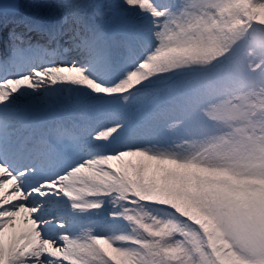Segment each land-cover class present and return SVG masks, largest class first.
Wrapping results in <instances>:
<instances>
[{"label": "snow or ice", "instance_id": "snow-or-ice-1", "mask_svg": "<svg viewBox=\"0 0 264 264\" xmlns=\"http://www.w3.org/2000/svg\"><path fill=\"white\" fill-rule=\"evenodd\" d=\"M0 264H264V0H0Z\"/></svg>", "mask_w": 264, "mask_h": 264}]
</instances>
